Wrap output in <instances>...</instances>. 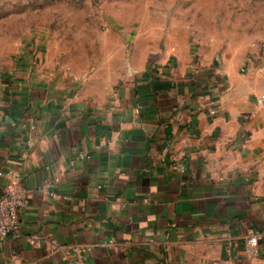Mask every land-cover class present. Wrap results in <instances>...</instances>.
Instances as JSON below:
<instances>
[{
	"label": "crops",
	"instance_id": "crops-1",
	"mask_svg": "<svg viewBox=\"0 0 264 264\" xmlns=\"http://www.w3.org/2000/svg\"><path fill=\"white\" fill-rule=\"evenodd\" d=\"M171 38L137 35L102 97L41 53L0 58V191L17 170L25 235L110 241L77 264H264V71L199 67ZM0 264L65 262L7 237Z\"/></svg>",
	"mask_w": 264,
	"mask_h": 264
},
{
	"label": "rangeland",
	"instance_id": "rangeland-1",
	"mask_svg": "<svg viewBox=\"0 0 264 264\" xmlns=\"http://www.w3.org/2000/svg\"><path fill=\"white\" fill-rule=\"evenodd\" d=\"M146 31L171 35L199 67L214 59L264 71V0H0V58L41 53L91 96L118 88Z\"/></svg>",
	"mask_w": 264,
	"mask_h": 264
},
{
	"label": "built area",
	"instance_id": "built-area-1",
	"mask_svg": "<svg viewBox=\"0 0 264 264\" xmlns=\"http://www.w3.org/2000/svg\"><path fill=\"white\" fill-rule=\"evenodd\" d=\"M76 77H73L75 79ZM256 104L259 108L264 109V93L257 97ZM214 113V110H211ZM83 158V156H81ZM7 181L0 191V238L7 237H25L28 244L32 246L45 245L50 253H59L65 264H77L85 259L93 252L96 247H104L110 241H102L93 244H64L55 239L41 234L32 233L25 235L23 226L19 219V211L24 205V188L21 183V176L17 170L11 169L3 173ZM54 181H46L43 190L48 194L49 187ZM262 233L259 230H252L246 237L245 243L253 251H256Z\"/></svg>",
	"mask_w": 264,
	"mask_h": 264
},
{
	"label": "trees",
	"instance_id": "trees-1",
	"mask_svg": "<svg viewBox=\"0 0 264 264\" xmlns=\"http://www.w3.org/2000/svg\"><path fill=\"white\" fill-rule=\"evenodd\" d=\"M150 71H151L152 74L155 75V73H157V68H156V67H153V68H151ZM154 81H160V79H159V78L157 79V77H156V78L154 79Z\"/></svg>",
	"mask_w": 264,
	"mask_h": 264
}]
</instances>
